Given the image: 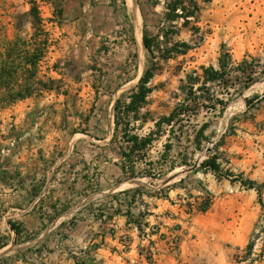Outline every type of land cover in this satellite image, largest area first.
<instances>
[{
  "label": "rangeland",
  "instance_id": "rangeland-1",
  "mask_svg": "<svg viewBox=\"0 0 264 264\" xmlns=\"http://www.w3.org/2000/svg\"><path fill=\"white\" fill-rule=\"evenodd\" d=\"M163 2L0 0V59L10 66L20 37L42 53L34 80L52 88L10 105L0 88V264H264V0L201 1L189 26L202 41L181 20L170 27ZM136 20L141 39L168 27V46L192 48L156 53L152 91L126 112L152 62ZM200 66L233 85L204 84ZM10 69L17 90L29 74ZM150 132L123 155L128 136Z\"/></svg>",
  "mask_w": 264,
  "mask_h": 264
},
{
  "label": "trees",
  "instance_id": "trees-1",
  "mask_svg": "<svg viewBox=\"0 0 264 264\" xmlns=\"http://www.w3.org/2000/svg\"><path fill=\"white\" fill-rule=\"evenodd\" d=\"M207 2L210 0H164L163 7H164V21L170 25V27H175V22L181 20V25L190 29L193 35H198L199 39L202 41L204 39L203 34L200 33V27L197 25L189 26L190 23L197 22L198 18L200 16L201 11V4L200 2ZM35 24L39 25V20L36 18ZM38 27V26H36ZM190 27V28H189ZM170 28H166V31H161L160 35H156L154 37H150L147 35V32L143 30L142 33V44L149 56L152 58V62L150 66L144 69L142 72V75L140 76L137 85L135 89L131 92L129 95V101L126 103V112L129 111H137L140 107H142V104L145 103L146 96L152 91V88L148 85L151 78L154 76L155 71L157 70V62L154 61V57L156 53H159L161 55L162 59H168L170 58L173 53H179V54H185L189 49L192 48L191 44L185 41L181 42H174L170 46H168L167 42V30ZM164 37L165 43L164 46L160 44L157 38ZM10 50L14 52V55L10 58V66L9 62H6L5 58H1L0 62H2V66L0 68V88L6 89V94L4 96L5 103H8L9 105L16 102L19 99H23L26 97H30L32 95V92L34 90H38L40 88L37 87V85H40L45 91L52 90V88H49L45 84H42V82L35 81V69L42 57V53H37V49L35 46L33 47V51L27 50L26 44L23 40H21L20 37H17L10 45ZM21 52L24 54H29L31 58H25L24 55L21 54ZM221 65H224V59L219 58L218 59ZM245 61V60H244ZM7 65L9 66L7 68ZM14 67L15 72L18 73L19 70H25L28 72L27 78H25V82L23 84H20L21 87L17 90H11L13 89L7 81L9 78H12L13 75L11 74V69ZM200 69L202 71V80L204 84L207 82L211 83H223L225 86H229L232 83L226 84V82H222L223 72L222 70H217L213 66H200ZM250 73V72H249ZM248 75V74H247ZM250 75V74H249ZM248 76L246 77V79ZM52 81V80H50ZM19 83V82H15ZM250 83V80H246L243 83V86L246 87ZM233 85V84H232ZM232 87V86H231ZM14 91V94H11ZM227 95H230L229 92H226ZM120 101L116 100L114 104V109H118ZM217 103L223 107H225L226 102L223 99L217 100ZM181 112H179L177 109H174L169 115L162 116L160 119L154 121V125L159 128L162 123H166L167 125H170L171 122L180 115ZM115 123V129L118 126L116 116L114 119ZM205 124H203L199 128V133H202L204 130ZM152 132H150L147 136L139 137L136 134H132L126 138V142L129 144V150L126 154L127 157H131V154L135 151H139L142 148H145L147 145L151 143L152 140ZM167 147V146H166ZM124 153V152H122ZM145 155V154H143ZM201 167L205 169H209L210 171L218 172V165L212 158H207L201 162ZM229 175V174H228ZM231 181L232 178L230 179ZM237 181L241 182L244 186H247L248 188H253L256 186V182L251 179H242L237 178ZM263 184H259L258 187L261 188ZM209 204H206L204 208H202L200 211H205L207 209ZM12 231L16 234L17 239L15 240L16 243H18V239L21 235V228L19 225H16L14 222L9 221L8 222ZM5 243L0 244V248L4 247Z\"/></svg>",
  "mask_w": 264,
  "mask_h": 264
},
{
  "label": "bare ground",
  "instance_id": "bare-ground-1",
  "mask_svg": "<svg viewBox=\"0 0 264 264\" xmlns=\"http://www.w3.org/2000/svg\"><path fill=\"white\" fill-rule=\"evenodd\" d=\"M135 26H136V29H135V32H134L135 41H136L137 44H139V46L142 49L143 45H142V41H141V30H140V27L138 25L137 20H136Z\"/></svg>",
  "mask_w": 264,
  "mask_h": 264
}]
</instances>
